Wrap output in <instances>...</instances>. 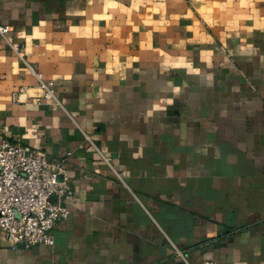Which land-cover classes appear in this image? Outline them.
Here are the masks:
<instances>
[{"label":"crops","instance_id":"0c3cea01","mask_svg":"<svg viewBox=\"0 0 264 264\" xmlns=\"http://www.w3.org/2000/svg\"><path fill=\"white\" fill-rule=\"evenodd\" d=\"M0 24V141L74 191L53 246L0 264H264V0H0Z\"/></svg>","mask_w":264,"mask_h":264},{"label":"built area","instance_id":"2783aa9c","mask_svg":"<svg viewBox=\"0 0 264 264\" xmlns=\"http://www.w3.org/2000/svg\"><path fill=\"white\" fill-rule=\"evenodd\" d=\"M10 30L0 24L3 36ZM38 78L43 97L53 99L54 82L39 73ZM73 194L62 161H52L41 150L20 142L0 141V245L6 241L14 249L53 246L54 229L70 216L67 199ZM176 254L190 264L181 250L176 249Z\"/></svg>","mask_w":264,"mask_h":264}]
</instances>
